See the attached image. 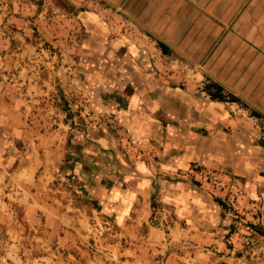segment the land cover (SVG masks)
Here are the masks:
<instances>
[{
  "label": "rangeland",
  "instance_id": "rangeland-1",
  "mask_svg": "<svg viewBox=\"0 0 264 264\" xmlns=\"http://www.w3.org/2000/svg\"><path fill=\"white\" fill-rule=\"evenodd\" d=\"M153 1L0 0V264H264V159L183 167L208 133L174 94L222 84L246 129L224 136L263 150L264 0L215 34L184 0L203 29L188 14L169 53Z\"/></svg>",
  "mask_w": 264,
  "mask_h": 264
},
{
  "label": "crops",
  "instance_id": "crops-1",
  "mask_svg": "<svg viewBox=\"0 0 264 264\" xmlns=\"http://www.w3.org/2000/svg\"><path fill=\"white\" fill-rule=\"evenodd\" d=\"M252 1L253 0H211L212 7L208 11H215L217 12V17L219 21L222 23L221 25H216L211 23L209 26L206 27L205 30H208V34H215V32H223L225 31V24L232 25L238 19L239 15L243 11L245 3L247 2L249 5V12L248 17L251 19L252 14ZM189 3V2H188ZM191 4V3H190ZM189 4V5H190ZM188 5V6H189ZM185 5L184 0H154L152 4V9L150 12L152 26L155 30H157L159 37H162L163 43L167 45L170 49V42L177 41L180 37H183L181 34L180 22H182L185 17L192 12V19L198 22L200 19V10L199 8L193 7L188 8ZM207 11V12H208ZM252 24V23H251ZM256 26L255 19L253 20V27L251 30L249 29V38L257 39L259 36L255 37V32L259 31L263 33L262 41L260 39L257 42H261L264 46V16H263V23L259 26ZM195 33L198 31L197 28L203 29L202 24H198L195 26ZM253 29V30H252ZM257 30V31H256ZM196 34H193L191 37H195ZM213 36V35H212ZM190 38V36H187ZM171 51V49H170ZM222 85V84H221ZM223 86V85H222ZM224 87V86H223ZM225 88V87H224ZM204 91V89H203ZM226 91V90H225ZM172 92V91H170ZM168 92V94L170 93ZM205 92V91H204ZM206 93V92H205ZM173 94V93H171ZM178 96H181L182 103L184 105V112H183V119L184 121L189 124L190 126L194 127H201L205 128L203 131L208 133L205 139H207L206 146L203 147H189V150H193L198 148L199 152L189 154H184L182 158V166L187 168L189 166L188 160L199 161L200 165H211L212 161L209 158H214L216 163H227L231 166L232 173H238L237 167H242L244 171V165L251 164L256 162V159H264V148L259 149L256 151V147L254 146L255 153L249 155V153H242L239 152V147H237L236 143L234 142V137L224 136L223 134V127L225 124L230 123L235 130L234 134L239 133L240 130L245 131L244 127H240L239 119L237 116L230 115L227 111L225 104L228 102H219L212 100L211 97L207 101H202L199 99V102L194 105V101H192V97L183 96L180 93H174ZM185 94V92H183ZM132 100H141V94L136 91L133 94ZM139 97V98H138ZM240 98V97H239ZM196 99V98H195ZM147 100V99H145ZM197 100V99H196ZM137 102V101H136ZM192 128V127H191ZM246 133H250L249 129H247ZM191 145L193 142H190ZM250 149V147L248 148ZM224 150H230L231 153L224 159ZM258 152V154H256ZM229 153V152H226ZM244 164V165H242ZM246 169V168H245ZM263 178V177H262ZM264 180V179H263ZM262 181H257L256 184H261ZM228 184H230L228 182Z\"/></svg>",
  "mask_w": 264,
  "mask_h": 264
},
{
  "label": "trees",
  "instance_id": "trees-1",
  "mask_svg": "<svg viewBox=\"0 0 264 264\" xmlns=\"http://www.w3.org/2000/svg\"><path fill=\"white\" fill-rule=\"evenodd\" d=\"M161 48L165 53H169L170 49L167 45L160 43ZM204 91L211 97L212 100L219 101V102H234V103H242V99L227 93L225 88L216 82H209L205 85ZM257 116H260L259 113H254Z\"/></svg>",
  "mask_w": 264,
  "mask_h": 264
}]
</instances>
